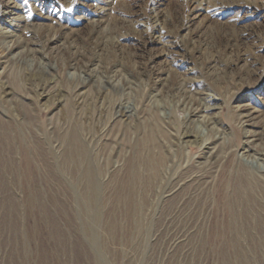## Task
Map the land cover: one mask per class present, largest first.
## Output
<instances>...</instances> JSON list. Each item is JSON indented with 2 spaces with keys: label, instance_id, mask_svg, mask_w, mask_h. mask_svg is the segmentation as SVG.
<instances>
[{
  "label": "rangeland",
  "instance_id": "1",
  "mask_svg": "<svg viewBox=\"0 0 264 264\" xmlns=\"http://www.w3.org/2000/svg\"><path fill=\"white\" fill-rule=\"evenodd\" d=\"M201 6L188 0H0V47L5 39L1 36L19 35L27 24L38 35H57L47 49L51 54L47 63L57 66L63 40L77 43L93 30L106 32L116 24L118 37L107 38L106 46L110 41L118 44L126 57H119L122 73L134 82L121 97L135 100L143 94L144 111L161 119L169 116L178 125L184 114L179 97L149 90L148 80L136 73L135 61L147 59L151 70L167 72L170 81L189 77L200 84L206 76L201 71L209 51L206 42L216 46L230 42L232 52L226 56L237 59L228 65L227 75L238 76L243 84L232 98L217 91L221 98L214 100L220 105L217 120L230 133L237 106L250 105V117L264 126V0H205ZM121 11L128 13L125 21L119 19ZM154 14L161 16L162 25L154 22ZM194 48L193 53L188 51ZM18 63L6 66L0 58V73L8 69V81L16 92L3 95L0 90V264H264V232L245 229L261 220L243 216L234 221L231 214L236 208L228 209L219 189L213 191L207 183L201 196L181 203L180 210L176 198L166 200L165 181L176 175L181 159L189 164L197 160L202 148L198 142L180 144L165 125L159 127L163 134L151 139L163 163L149 181L145 166L133 170L129 166V146L143 139L149 120L136 117L137 128L124 127L113 153L103 145L101 130L113 113L112 99L120 94L110 93L107 100L88 105L85 113L90 118L83 120L72 114L70 102L38 96L24 83L22 76L33 67L32 58ZM61 69L62 83L84 76L64 65ZM94 79L98 86L106 79L118 82L103 72ZM69 119H77L84 155L63 137ZM193 124L199 134L206 131L199 120ZM121 127L113 121L110 133ZM235 153L231 156L235 163L245 162L246 156ZM246 161L264 167L263 155ZM128 175L139 179L132 181Z\"/></svg>",
  "mask_w": 264,
  "mask_h": 264
},
{
  "label": "bare ground",
  "instance_id": "2",
  "mask_svg": "<svg viewBox=\"0 0 264 264\" xmlns=\"http://www.w3.org/2000/svg\"><path fill=\"white\" fill-rule=\"evenodd\" d=\"M188 1H190L191 4L196 3L198 8L201 9V4L205 0ZM121 14L123 17H119V19L125 21V16L128 13L121 11ZM159 16L158 14H154V22L158 24L160 22V25H162L160 20L161 16ZM24 22L28 23L27 20H24ZM22 26L20 30L21 34L19 35L11 34L1 36L5 39H2L4 45L0 47V58L4 59V62L7 64L6 66L14 62L18 63L21 60L26 61L29 57L32 58V61H34L33 67L24 72L22 80L27 86L32 87L38 96L53 97L54 100L60 104L61 102L65 103V101L70 102V105L74 108H72V114H78V118L86 120V118H90V116L85 113L88 110V105L107 100V95L110 93L114 95L120 94V97H117V95V98H113L110 103L113 113L108 118L109 124L106 122L108 126L104 130H101V139L105 140L103 145L107 144L110 146L111 152L115 153L114 143L117 138H119L120 132H124V127L137 128L138 124L136 123V117L141 118V120H149L148 128L144 130L145 136L142 137V141L139 139L133 146H129L132 155L129 166L131 170L136 166H145L148 171V173L146 172L148 175L147 178L150 181L155 177V171L158 166L163 163L162 156L155 154V145H152L153 140L151 139L155 134H163L159 127L165 125L170 137H176L177 140L175 141H178L180 144L198 142L199 146L202 148L197 155V160L189 164L187 162L183 163L181 159L175 166L177 169L176 175L174 174V177L165 181L164 193L166 200L169 198H176L175 201L179 209L181 203L184 205L200 197L203 193V189L206 187H204V185L208 183L213 191H218V189L220 192L222 191L223 197L226 198L225 201H227L229 205V210L233 207L236 208L235 212L231 214V218H233L234 221L243 216H247V218L250 217L249 219L252 218V220H255L257 217L261 220V223L258 225L251 224L248 227L246 226L245 229L264 232V167L258 168V164H256L255 167L251 161H246V158L253 157L255 154L264 156V133H262L264 131V126H258L257 122L252 120L250 116L253 113V109L250 108V105L237 106L233 115V123L235 126L230 133H225L223 129H221V123L217 120V114L220 109V105L214 101L220 98L217 95V91L224 90L230 94L228 97L232 98L234 97L235 91L243 84L239 81L240 79L238 76L227 75L226 70L228 69V65L237 59L236 55L226 56V53L232 52V45L230 42H226L223 46H216L209 41L206 42L209 51L207 55L204 56L202 62L203 70L201 71L207 78L205 76L206 79L204 77L200 79V81L203 82L200 84L198 82L199 80L195 81L189 77H182L170 81L167 72L159 74L151 70L147 64V59L135 61L137 64L136 69L138 68L136 73L148 80L149 90L156 91V93L161 96L176 95L179 97V107L184 109V114L181 120H179V124L174 125L169 116H167L166 119H161L157 118L155 115H150L148 111H144V109L141 108L143 106V101H145L143 100V94L134 98L135 100H131L130 97H121L125 91L128 92L131 90L134 82L130 77L122 73L123 70L120 67L119 57L120 55L124 59L126 57L123 51L118 48V44L110 41L109 43L111 44L108 43L110 46H106L107 38L118 37L116 24H113L106 32L98 29L93 30L77 43L74 40H63L62 46L57 50V59L60 58L59 54H62V59L60 60L63 61L64 64L60 61V65L57 66L47 63V59H49L51 55L50 52H47V49L51 48L49 44L54 41L57 35H55V37L50 34L38 35L33 29L28 28L27 24ZM153 29L159 30V27L154 26ZM8 37H11V39L6 41ZM88 50L92 52L91 55L86 54ZM196 50L197 49L194 48L188 51L193 53V51ZM119 51L122 53L120 54ZM222 55L226 58H222ZM221 64H223V67H221ZM63 65L67 68L83 72L84 76L79 75L76 82L74 81L73 83H62L63 78L61 79V74L59 73ZM94 65L96 67H93ZM97 72H103L106 75L111 74V76H115L116 79L118 78V82L113 83L106 79V81L98 86L94 79ZM9 74L8 69L6 70L5 68L0 73V90L3 95H13L12 93L14 92L8 81ZM154 77H156L155 80H153ZM200 85H203V87L199 88ZM18 96L27 98V96H22L21 94H18ZM77 108L80 112L77 111ZM98 109L97 115L99 118L103 115V105ZM74 110H76V112ZM115 120L116 122L119 121L123 127L117 129L115 133H110L112 127H109ZM196 120H199L206 126V131H203L204 133L202 134L206 136V138L201 137V134L194 131L193 122ZM76 121L77 119L65 121L66 125L65 127L63 126L65 133L63 137L68 139L69 142L71 141L72 146L77 149L76 153L81 151L80 153L78 152V154L82 155L83 153L84 155L86 151L84 144L80 141V131ZM170 129H174L175 133L173 134V132H170ZM236 151L246 156L245 162L242 161V159H237L235 163V160L231 159V156ZM132 176H129L132 181L138 178V176ZM217 177L218 179H215ZM132 183L133 182H131V184ZM201 185H203V188L199 189ZM198 189L199 191L196 193ZM206 200V198L203 199L202 203L204 204ZM233 228L240 231L244 229L243 225H234Z\"/></svg>",
  "mask_w": 264,
  "mask_h": 264
}]
</instances>
